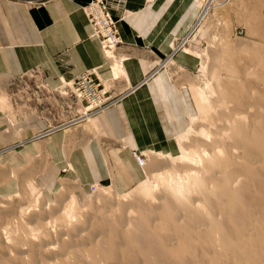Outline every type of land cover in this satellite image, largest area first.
Masks as SVG:
<instances>
[{
    "label": "rangeland",
    "instance_id": "rangeland-1",
    "mask_svg": "<svg viewBox=\"0 0 264 264\" xmlns=\"http://www.w3.org/2000/svg\"><path fill=\"white\" fill-rule=\"evenodd\" d=\"M13 1L32 5L47 0ZM205 2V0L202 2L199 0V14L201 6L205 4L206 7L208 3V1ZM204 16L203 18L200 16L187 41L175 52L176 54L180 51L188 55V59L174 60V56V59L159 66L167 82L176 90L185 88L184 91H187L190 102L194 101L195 115L185 120L183 135L176 139L177 134L166 139L162 138V141L168 142L166 145L173 144L163 149L164 153L152 152L150 146H146L143 152L130 151L133 157V152H136L145 160L144 165L136 161L141 179L138 177L133 180L132 170L127 168L131 165L120 158L119 154L114 155L109 152L111 148L113 150L127 147L122 140H113L112 145L105 143L110 141H103L102 138L99 142L111 173L109 184L102 179L85 182L78 175H72L71 170L65 171L66 168L60 167L59 170L56 169L57 171L53 170L54 160L50 159L46 143L50 134L58 130L61 123L73 120V125L67 128L66 134H69V138L73 135L82 136L75 142H72L74 139L68 140L66 147L68 151L86 143L89 137L96 133L95 129L93 132L86 129L85 126L88 124L86 121L77 119L83 107L82 100L76 96L74 79L81 72L76 73L72 78H65L64 73H57L59 75H55L56 84L54 85L49 83L47 80L49 73L42 68H34L13 77L0 74V124L8 126L2 132L5 136H9L7 143L0 142V149H2L0 150V172H6L5 174L13 178L17 184L16 192L12 195L4 196L0 192V204L5 206L0 208V213H5L7 216L6 220L1 221L2 214L0 215V264L2 262V264H145L146 261H155V255L148 250L149 246L152 247V241L154 243L156 241L152 250L156 249L157 252L159 251L158 255L163 256V264H211L206 257L210 246L204 240L195 238L192 241L184 236L174 237L169 232L170 229L167 228V222L162 213L168 194L165 189L167 183L159 181L156 175L164 173L166 179L164 170H175L183 175L189 168L187 165L189 163L178 160L183 154L192 155L204 150L211 157L219 151L220 161L223 159L220 162L222 165L229 162L232 157L239 159L243 156L241 149L238 153L239 149L234 143L229 139L227 141L226 136L231 133L228 124L235 116L243 117L246 114L244 117L250 116L251 111L249 107L246 108L247 110L240 107L238 109L232 100L230 102L231 98L227 97L225 88L234 80L238 84H246L249 93L258 94L264 88V83L257 77L264 70L261 67L264 61V0H230L227 4H215L210 7ZM113 50V54H108V58L103 55L112 66L115 63L118 65L116 73L118 77L125 74L119 72L121 65L119 63L123 61L121 60L123 56L118 54L117 46ZM59 61L67 65L64 57ZM156 62L159 63L160 60ZM85 71H93V69ZM93 72L94 78L100 82L105 98L109 100L107 104L114 105L119 102L120 96H113L96 71ZM60 76L67 80H63L62 77L60 79ZM252 109L258 110V113L263 111L262 108L253 107ZM96 115L93 114L91 118ZM32 117L39 119L46 127L32 126ZM226 120L230 121L226 122ZM41 133L42 135H39ZM34 142L38 144L35 150L32 149ZM113 157L116 159L112 160ZM208 159L209 157L204 156L202 164L206 166ZM121 165L126 172L122 179L116 176L118 171L116 166ZM217 168L221 169L216 167L213 169L214 174L210 175L212 172H208L204 175L205 179L211 176L212 184L217 183L218 175L221 174ZM208 175L210 176L207 177ZM50 180L56 184L50 185ZM28 181L35 182V185L32 183L28 186ZM6 183V187L11 188L13 181ZM139 183L141 184L138 185ZM191 194L189 199L202 196L201 192ZM186 202L191 203L177 202L181 204L179 207L182 206L177 212V215L180 214V219H186L195 208L193 203L189 205ZM199 202L202 203L201 205L206 204ZM214 204L215 202H212V206ZM188 205L189 212L184 209ZM184 210L188 215L182 214ZM123 211L126 212L123 213ZM201 220L205 222V219L201 218ZM46 222L50 223L48 229L41 224ZM31 235L33 236L30 237ZM33 238L36 239L33 240ZM144 239H150V244L142 243ZM136 240L139 242L136 243ZM64 243L66 245L68 243V247ZM99 244L102 246L100 249ZM200 244L203 250L198 248ZM51 246L53 249L50 248ZM179 246L183 250L177 253L176 249ZM196 246L199 251L206 253L203 258L197 256L199 251L195 249ZM34 247H39L36 252ZM73 249H76L75 254L72 252ZM69 252L70 259L67 255ZM144 252L145 255H143ZM221 252L219 250L218 253ZM150 254H153V259ZM168 256L174 260L170 261ZM228 262L225 259L222 264H228Z\"/></svg>",
    "mask_w": 264,
    "mask_h": 264
},
{
    "label": "crops",
    "instance_id": "crops-1",
    "mask_svg": "<svg viewBox=\"0 0 264 264\" xmlns=\"http://www.w3.org/2000/svg\"><path fill=\"white\" fill-rule=\"evenodd\" d=\"M120 1L110 9L117 20L120 38L117 51L123 56L119 72L125 73L116 77L118 65L112 66L104 57L83 11L87 0H47L32 5L0 0V74L13 77L42 68L47 70V80L54 85L57 73L72 78L76 73L93 69L111 94L120 96L119 102L95 116L91 129L87 130L95 129L96 135H91L86 143L69 151L66 148L69 139L75 142L82 137L69 138L66 134L73 120L61 123L48 137L46 144L50 159L54 160L53 170L69 169L72 175L88 183L98 179L110 183L111 173L99 146L101 138L110 141L105 142L110 145L113 140L123 141L127 147L111 148L109 152L119 154L131 165L127 168L132 170L133 180L141 179L130 151L143 152L150 146L152 152L164 153L163 149L173 144L166 145L168 142L162 138L177 134L176 139L183 135L185 120L195 115L194 101L190 102L185 88L176 90L160 67L174 58L188 59V55L175 52L187 41L200 18L199 0ZM62 57L67 65L59 61ZM31 122L34 127H46L35 117ZM4 128L8 126L1 123L0 142L7 143L9 136L3 134ZM35 148H38L37 142L32 145ZM116 168V176L125 177V168L122 165ZM5 173L0 172V192L8 196L16 192L17 184ZM8 181H13L11 188L6 187ZM32 183L35 185L28 181V186ZM53 183L49 181L50 185Z\"/></svg>",
    "mask_w": 264,
    "mask_h": 264
},
{
    "label": "bare ground",
    "instance_id": "bare-ground-1",
    "mask_svg": "<svg viewBox=\"0 0 264 264\" xmlns=\"http://www.w3.org/2000/svg\"><path fill=\"white\" fill-rule=\"evenodd\" d=\"M203 12H204V14H203V16H204L206 13V10L204 9ZM203 16H202V18H203ZM94 36L97 38V36L95 34H94ZM99 43H100V41H99ZM103 54L105 55L106 58H108V54L112 55L113 52L109 51L106 54L103 52ZM261 54L262 53H260V55ZM259 58H261V56ZM261 67H262V69H264V61H263V65H261ZM257 77L264 83V70H262V72L260 74H258ZM62 79L67 80L63 76H62ZM229 85L230 86H228V87H226L227 86L226 85L225 89H227L226 90V94H228L227 97L229 96L231 98V99H229L230 102L232 100V103L237 105L238 109L240 107V108H243V110H244L247 107H249L250 111H251L250 112L251 115L248 114L250 116L244 117L247 114L246 115L243 114L244 118L242 116H237V117L235 116V118L233 117L234 119L231 121V123L228 124V126H229L228 128H230L231 133H230V135L228 134L229 138H228V136H226L227 141L229 139L230 141H232V143H234L235 147L239 149L238 153H240V151L242 150L243 156L239 159L232 157V158H230L229 162L227 161L225 164L222 165L220 162L223 161V159L221 157L222 160L220 161V157H219L220 152L218 150H217L218 152H216V153L214 152L215 154L211 157L208 156L209 154L207 155L206 152L202 149H201L202 151H200V153L197 152L198 154L197 153H193L192 155L183 154V156L180 159L178 158V160L182 161V162L185 161L186 163H189V164H187L189 168L184 172L183 175L178 174L175 170H164V172L167 176L166 179L164 178V173H159L156 175V177L158 178L159 181H161L163 183H167L165 189L168 191V194H167L166 200H165L164 205H163L164 210L162 211V213L164 214V218L166 219L167 228L170 229L169 232L172 233L174 235V237L184 236L186 238L188 237V239H190L192 241L195 238L202 239L210 246L209 252L206 255V257L208 258V260L210 261L211 264H222L225 259L227 260V262L229 261L228 264H264V88L262 89V92L260 90L261 93L257 92L258 94H253V92L249 93V91L247 90L246 84H244V83L238 84L234 80ZM223 88H224V86H223ZM225 89H224V91H225ZM224 93H223V95H224ZM195 99H196V97H195ZM111 106L112 105H109V106L99 110L96 114H100L101 112L105 111L107 108H109ZM230 106H232V105H230ZM253 107L262 108L263 109L262 113H260V112L258 113V110L253 111V109H252ZM241 111H242V109H241ZM239 113H240V111H239ZM246 113H247V111H246ZM248 113H249V111H248ZM94 118L90 117L86 121V123H88L87 126H85L86 129H91V125L93 123ZM230 120H226V122L227 121L229 122ZM227 133H229V132H227ZM223 136L225 137V135H223ZM207 137L210 139L209 135ZM226 145H225V147H226ZM222 148H224V147L222 146ZM220 151L222 153V150H220ZM233 152L235 153V151H233ZM204 156H206L207 158L209 157V159L207 160L208 163L207 162H206L207 164L205 163L206 166L202 164ZM225 158H228V157H225ZM216 167L221 168L220 170L217 168L219 171H221V174L219 173V175H218L219 180H217V183L212 184L210 175L214 174L213 169ZM216 170H214V171H216ZM218 170L216 172H218ZM208 172H212V173L207 176V177L210 176L208 179H205L206 177H204V175H206V173L208 174ZM194 192H201L202 196L201 195L199 197L197 196L198 198H196V196L195 197L192 196L193 198L189 199V197H191L190 194L193 193L191 195H194ZM159 198H161V197H159ZM97 200L99 201V199H97ZM98 201H95V202H98ZM180 201H181V204L185 201H189V202L193 203L195 206L194 210L190 213V215H188L186 213V211H188V209L190 208L189 205H191V203L189 204L188 202H186L187 204H189L188 205L189 207L187 206V208H184V209H186V211L184 210V212L182 213V214L186 213L188 215L186 217V219L185 218L180 219L181 218V217L179 218L180 214L177 215V212L180 211V209L182 208V206L179 207L181 205L180 203L177 204V202H180ZM199 201H202L203 204H205V203L206 204L201 205L202 203H200ZM212 202L213 203L215 202L214 206H212ZM121 204H122V202H121ZM119 206L121 208L124 207L123 205H119ZM4 207L5 206L3 204H0V208H4ZM125 207H127L126 204H125ZM211 209H213V210H211ZM121 210H124V209H121ZM124 212H126V211H123V213ZM179 213H181V212H179ZM0 215L2 217L1 221H4L7 219V216H5V213H0ZM123 215L126 216L127 214L126 215L123 214ZM196 217H199V218H196ZM201 218L205 219V222L202 221ZM125 221H126V219H125ZM41 224L43 227H46V229H48V226L50 223L46 222V223H41ZM55 224H54V226H55ZM8 229L9 228L7 227V230ZM32 234L34 235L33 232H32ZM33 235H31L30 237H32ZM131 237H130V239H131ZM26 238L28 239V236ZM154 238L155 237H153V239ZM35 239L33 238V240H35ZM10 240H11V238H10ZM17 241H18V239H17ZM25 241H24V243H25ZM149 241H150V239H147V240L144 239V240H142V243H145L146 245H148V244H150ZM27 242H28V240H27ZM137 242H139V241L136 240V243ZM183 242H186V241H183ZM152 243L155 244L156 241H155V243L152 241ZM26 244H28V243H26ZM139 244H141V243H139ZM153 244H152V247H153ZM198 244H196V245H198ZM22 245H23V243H22ZM67 245H68V243H67ZM67 245L65 244L66 247H68ZM72 245H73V243H72ZM42 246H44V245H42ZM42 246H40V247H42ZM138 246H140V245H138ZM142 246H144V245L142 244ZM181 246H179V248L176 249L177 253L178 252L180 253V251L183 250L181 248ZM200 246H201V244L198 246V248L203 250V248H201L203 246H201V247ZM98 247L100 249V247H102V246L100 245ZM152 247L149 246L148 250H151V252H153V254L155 255L154 256L155 261H153V262L152 261L151 262L146 261L145 264H161L162 262H164V261H162L163 256L158 255L159 251L157 252L156 249H154L156 251L152 250ZM170 247H172V246H170ZM23 248H25V247H23ZM38 248L39 247H34L35 252ZM50 248H52V246ZM172 248H174V247H172ZM196 248H197V246L195 247V249ZM198 248H197V250L199 251ZM46 249H48V248H46ZM66 250H67V248H66ZM74 250H76V249H73V251H72L73 253H74ZM173 250H175V249H173ZM201 250L199 251V254H197V256L200 258H203L205 256L204 254H206V253H204V252L202 253ZM219 250H220V252L221 251L222 252L218 253ZM18 251H20V249H18ZM196 251H195V253H196ZM2 252H3V250H2ZM10 252H12V251H10ZM145 252L143 253V255H145ZM99 253H97V254H99ZM172 253H173V251H172ZM70 254H71L70 252H69V254H67V255H69V259L71 257ZM194 255H196V254H194ZM66 257L67 256L65 255V258ZM75 257H77V256H75ZM144 257H142V258H144ZM198 257H197V259H198ZM151 258L153 259V256ZM86 259H87V257H86ZM145 259H146V257H145ZM36 260H38V259H36ZM110 260H112V259H110ZM171 260H174V259L170 258V261ZM193 261H196V260H193Z\"/></svg>",
    "mask_w": 264,
    "mask_h": 264
},
{
    "label": "built area",
    "instance_id": "built-area-1",
    "mask_svg": "<svg viewBox=\"0 0 264 264\" xmlns=\"http://www.w3.org/2000/svg\"><path fill=\"white\" fill-rule=\"evenodd\" d=\"M203 0H201L202 2ZM208 3L200 8V15L203 16V10L206 11L216 5L227 4L230 0H205ZM205 2V3H206ZM121 3L120 0H87L83 6V11L92 27L93 33L100 41L101 50L106 54L114 51L113 48L120 42L117 20L112 16L110 9ZM93 71H84L79 73L74 84L76 96L82 100V112L77 119L87 121L93 114L105 108L109 104L108 98H105L104 91L100 82L94 78ZM136 161L140 165L145 164V160L136 152H133Z\"/></svg>",
    "mask_w": 264,
    "mask_h": 264
}]
</instances>
